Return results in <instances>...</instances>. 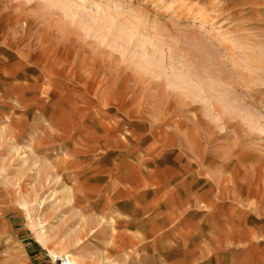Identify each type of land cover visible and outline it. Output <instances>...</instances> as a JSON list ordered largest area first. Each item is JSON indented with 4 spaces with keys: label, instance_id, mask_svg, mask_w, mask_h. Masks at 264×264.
Masks as SVG:
<instances>
[{
    "label": "rangeland",
    "instance_id": "rangeland-1",
    "mask_svg": "<svg viewBox=\"0 0 264 264\" xmlns=\"http://www.w3.org/2000/svg\"><path fill=\"white\" fill-rule=\"evenodd\" d=\"M69 253L264 264V0H0V264Z\"/></svg>",
    "mask_w": 264,
    "mask_h": 264
},
{
    "label": "built area",
    "instance_id": "built-area-1",
    "mask_svg": "<svg viewBox=\"0 0 264 264\" xmlns=\"http://www.w3.org/2000/svg\"><path fill=\"white\" fill-rule=\"evenodd\" d=\"M55 264H80L74 259H72L69 255H54L52 259Z\"/></svg>",
    "mask_w": 264,
    "mask_h": 264
},
{
    "label": "crops",
    "instance_id": "crops-1",
    "mask_svg": "<svg viewBox=\"0 0 264 264\" xmlns=\"http://www.w3.org/2000/svg\"><path fill=\"white\" fill-rule=\"evenodd\" d=\"M115 217H117V214H109V216H107V219L108 220H113ZM93 230H95V228L93 229ZM102 240H99V244L98 245H102L103 243H100ZM69 255H71V256H74V258H76V256L74 255V254H72V253H69Z\"/></svg>",
    "mask_w": 264,
    "mask_h": 264
},
{
    "label": "bare ground",
    "instance_id": "bare-ground-1",
    "mask_svg": "<svg viewBox=\"0 0 264 264\" xmlns=\"http://www.w3.org/2000/svg\"><path fill=\"white\" fill-rule=\"evenodd\" d=\"M100 243H103L102 241ZM71 258H73V256L69 255Z\"/></svg>",
    "mask_w": 264,
    "mask_h": 264
}]
</instances>
